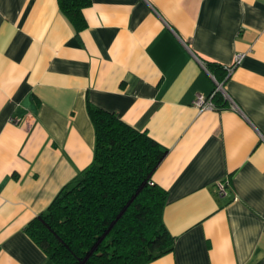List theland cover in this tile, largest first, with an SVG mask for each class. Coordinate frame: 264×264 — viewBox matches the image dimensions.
Segmentation results:
<instances>
[{
    "label": "crops",
    "instance_id": "obj_1",
    "mask_svg": "<svg viewBox=\"0 0 264 264\" xmlns=\"http://www.w3.org/2000/svg\"><path fill=\"white\" fill-rule=\"evenodd\" d=\"M82 13L76 29L57 0H0V264H55L24 227L91 162L89 103L167 148L152 180L174 247L146 264H264V0ZM215 81L229 105L200 110Z\"/></svg>",
    "mask_w": 264,
    "mask_h": 264
},
{
    "label": "trees",
    "instance_id": "obj_2",
    "mask_svg": "<svg viewBox=\"0 0 264 264\" xmlns=\"http://www.w3.org/2000/svg\"><path fill=\"white\" fill-rule=\"evenodd\" d=\"M57 2L76 29L85 26L82 9L91 0ZM211 99L218 108L229 105L220 91ZM88 112L91 162L25 231L55 264H146L174 247L162 217L166 191L152 180L167 148L113 112L90 103Z\"/></svg>",
    "mask_w": 264,
    "mask_h": 264
},
{
    "label": "built area",
    "instance_id": "obj_3",
    "mask_svg": "<svg viewBox=\"0 0 264 264\" xmlns=\"http://www.w3.org/2000/svg\"><path fill=\"white\" fill-rule=\"evenodd\" d=\"M243 53H238L235 55L234 58V62L233 65L237 64L240 59L242 58ZM222 90V83L215 81V87L213 89V92L216 91H221ZM211 95L209 96H205L201 93H198L195 97V99L193 100V104L195 106H197V108H199L200 110H204V109H218V107L213 103L212 99H211ZM11 121L13 122H18L19 119L18 118H11ZM216 194L221 197V198H225L228 195V181L226 179L224 180H219L216 184Z\"/></svg>",
    "mask_w": 264,
    "mask_h": 264
}]
</instances>
